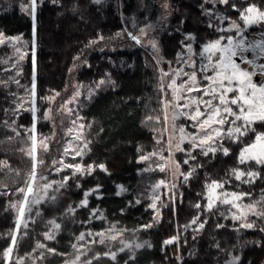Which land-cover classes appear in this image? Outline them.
Masks as SVG:
<instances>
[{
  "label": "trees",
  "instance_id": "obj_1",
  "mask_svg": "<svg viewBox=\"0 0 264 264\" xmlns=\"http://www.w3.org/2000/svg\"><path fill=\"white\" fill-rule=\"evenodd\" d=\"M20 1L12 0L9 4L0 0V30L6 35L18 34L28 42L27 55L21 61L19 76L8 68L9 62L0 63V82H8L7 87L0 85V161H7L9 165L3 167L0 164V234L4 237L0 238V264H6L2 253L10 243L11 237L8 233L14 232L16 227L17 211L10 205L16 198L20 200L17 189L25 185L33 166L32 158L21 149L28 145L27 142L20 140L3 122L8 121L11 124L15 120L19 131L23 129L20 128L21 125L33 124L32 112L22 110L18 113V118L12 115L16 105L13 103L14 97L10 95L14 92L22 96L25 90L30 88L33 53L36 62L35 83L36 98L40 106L39 117L45 109V101L40 97L45 96L51 89H64L72 77L70 67L77 55H80L79 61L81 60L75 70L78 81L91 85L99 79H107L106 74H110V78L115 81L114 85L100 86L90 99L85 94L82 96L78 113L84 117L85 125L91 124V128L86 127V137L91 140L90 151L83 157L77 156L73 159L71 156L72 158L65 161H82L85 165L103 163L108 171L97 169L83 178L77 175L75 180H68L67 185L59 190H55L56 185H53L47 196H55L54 200L44 198L37 204H31V211L27 208L25 212V219L31 217V220L27 229L23 227V222L21 223L17 246L13 252V264L17 257L23 264H62L65 260L75 257L72 245L77 243L76 238L80 233L102 232L110 225H115L117 229H126L123 238L142 245L140 248L133 246L131 250L118 251L119 260L126 259L128 264H222L233 253L240 255V264H264V232L259 231V227H264V220L249 216L250 220L256 221L257 227L236 231L239 221L230 218V205L217 202L211 212L203 211L207 203L205 184L212 180L227 181L223 189L218 191L250 193V196L244 197L243 203H255L264 197V166L238 163L241 148L254 139L255 132H249L241 137L239 142L224 139L223 145L229 149L227 156L221 151H217L215 155L209 153L204 156L199 148L192 150L190 145L186 144V151H178L177 158L184 172L191 171L193 167L196 171L186 184L180 182L183 180L181 177L174 204L167 197H163L162 200L167 206L162 207L159 222L154 220V211L149 207L151 195L148 188L157 174L147 172L145 162L139 160L141 150H147L155 144L156 133L153 128H156V122L147 121L146 117L158 116L161 113L154 61L151 55L134 41L125 48L104 47L111 42L107 39L99 45L86 47L97 35L113 37L117 31L123 30L122 13L129 15L133 10L138 11V0H121V10L120 0H102L101 4H95L93 0H60V4L43 0L36 12L35 36L33 20L22 10ZM145 2L146 10H139V22L156 16L159 10L156 0ZM232 3L238 8L251 3L264 8V0H229L228 5H208L203 3V0H171L169 29L160 37L162 53L166 57L175 55L180 47L183 31L195 34L196 49L211 41L216 37L217 31L214 25L209 27L210 19L203 13V9L215 6L227 17L238 20L240 14L232 9ZM146 11L150 14L145 15ZM48 31L57 32L58 38H67L63 50L48 48ZM128 40L129 38L126 39ZM101 47L103 51L100 50ZM10 51V47H0V60L8 56ZM84 60H87V64L82 63ZM89 64L91 67H88ZM13 77L20 81L22 87L11 82ZM62 117L63 114L55 109L53 122L49 119L36 121L37 131L48 134L56 127L57 139L62 142L66 129ZM253 127L256 132H264V122H257ZM224 128L227 130L228 125ZM9 137L12 139L9 140ZM60 145L59 141L51 140L47 152L42 149V152L35 155L37 161H43L35 169V175L44 171L41 177L43 185L51 181H61L72 171L64 169L46 172L50 169V158L58 151L57 147ZM188 151H191V155L196 159H189ZM185 159H188V164L183 163ZM233 168L254 169L260 173V178L255 179L254 183H243L231 174ZM77 181L80 187H76ZM97 186L99 193L92 192L87 197L88 206L79 207L85 191ZM119 186H123L127 191L117 195ZM98 196L100 198H97ZM137 198L141 202L130 206V202ZM196 203L201 204L200 209L193 207ZM70 207L75 209L74 215L68 212ZM95 208H99L107 219L91 217L89 222V209ZM121 209L125 211L122 213ZM201 212L203 214L200 215V221L207 220V223L196 233L193 229L197 225H192L191 221ZM51 220L59 224L60 228L55 230V239L46 240L44 233L53 230V226L48 223ZM145 224H151L152 227L143 228L142 225ZM217 224H223L224 227L217 228ZM184 225H189L187 230L183 228ZM177 235L180 236L179 244L164 245L165 240ZM86 240H91V237L86 235ZM38 241L63 255L37 249L35 245ZM217 243L219 247L216 246ZM119 246L116 240L115 244H110L108 240L105 244H86V255L81 256V262L92 259V264H119L111 262V259L104 255ZM132 253L135 259L129 260ZM95 256H99V259H95Z\"/></svg>",
  "mask_w": 264,
  "mask_h": 264
},
{
  "label": "snow or ice",
  "instance_id": "obj_2",
  "mask_svg": "<svg viewBox=\"0 0 264 264\" xmlns=\"http://www.w3.org/2000/svg\"><path fill=\"white\" fill-rule=\"evenodd\" d=\"M95 4H101L102 0H93ZM219 3L228 5L229 0H218ZM53 4H60V0H51ZM43 4V0H28L27 4L22 5V10L26 12L31 19L33 20V36H35V21H36V12L38 6ZM165 8L168 7L167 4L164 5ZM233 10L239 12V20L243 22V26L238 24L236 21H232V27L227 29V31H235L238 34V38L234 36L227 37H218L216 40L208 41L203 45L202 51L205 55L208 63L201 65L199 68L196 65L194 57L198 53L193 49L192 42L195 41L196 37L194 35H187L186 41H181L182 47L188 55L180 53L177 55V61L182 65L181 67L172 68V70L165 71L163 68L159 67L162 58L159 56V45L155 37L150 36L149 32L151 26L140 27L136 34L131 31L122 30L121 32L116 33V37L126 36L131 41H134L135 44L140 45L146 43L153 50V55L156 57V65L159 73L158 76V87L160 93H162V98L160 100L161 104V115L158 116H147V121H155L159 123L161 118L164 120L165 125L169 121V110H171V120H172V132L168 135L166 147L164 149L149 152L145 155H141L139 160L140 162L151 161L153 157H157L162 163L156 164L155 168L151 165L145 169L146 171H156L165 172L166 170H171L172 179L165 180L160 179L152 187V203L149 205L154 211V220L159 222L160 210L157 207V201L161 200L162 193L159 191L162 187L167 190V193H171L167 198L173 204L175 203L176 198V189L178 184L176 181L183 177L181 183L186 184L188 180L193 176V173L196 171V168L193 167L189 172L180 171L181 164L173 159L174 151L184 152L186 151L182 144L187 141L192 150L199 148L201 154L207 156L209 153L215 155L217 151H221L225 156L229 155V149L224 147V139H230L234 142H239L240 138L248 135L249 132H255L254 139L244 144L241 148L238 155L239 164H248L254 163L258 166H264V132H256V129L253 125L257 122H264V80H259V77H264V39L259 42H250L245 36V30L247 27L253 25L264 24V8L258 6L255 3L247 4L246 7L238 8L235 3L231 4ZM183 23V22H182ZM211 27V24L209 25ZM180 29H177L179 31ZM220 31H225V29H220ZM115 37H105L103 35H97L96 38L90 40L86 47H92L94 45H99L101 42L107 40H112ZM146 38V39H145ZM0 47H10L15 53V64L13 67H16L25 58L27 53L24 51L28 47V42L23 41V37L20 35L10 36L6 35L3 30H0ZM103 51V47L100 49ZM252 53H256L257 59L261 60L260 63H257L256 60L250 59L249 56ZM12 59L10 56H5L0 63L7 64L9 60ZM74 59L79 60L80 56L75 57ZM239 61V62H237ZM35 53H33V76L32 83L30 88L27 89V97L18 96L16 93H11L14 97L13 103L16 105L15 109L12 111V115L18 118V113L21 108L24 107V103H28V107L25 108V111L33 113V125L31 128L25 129V131L32 133L27 137V140L31 141V145L27 149H22L26 151V154L29 155L33 160V166L31 172L28 174V179L25 181V186L17 189L19 193H23V197L20 201L13 203L10 207L15 208L17 211V220L16 227L14 232H9L8 236L11 237L9 245L4 249L2 253V258L5 260L6 264H13V252L17 246V235L20 233L21 223L23 222V227L27 229L28 222L31 220V217L25 219V207L28 206V211H31V204H37L41 199H55V196L48 197L47 192L49 189L53 188V185H56L55 190L64 188L67 185L68 180H75V177L79 175L83 178L85 175H91L95 170L99 169L101 171L107 172L108 169L106 166L101 164H88L85 165L83 162L77 163H67L65 164L62 159L54 160L52 162L53 167L55 168L58 164L59 167L56 168L57 171H63L64 169H72L71 173L61 181H51L41 186L39 193L34 192L33 185L35 183L36 175L35 169L37 165L36 160V127L35 121L38 119H53L52 118V108L49 107L45 109V112L40 116H36L38 111L35 107V98H36V83H35ZM82 63L87 64V60H84ZM171 66V62H167ZM88 67H91L89 64ZM185 67L192 69V71H185ZM212 71L213 76H208L206 73ZM198 73H205L203 79L210 81V84L201 87L198 81ZM21 70L16 68V75L19 76ZM107 79H101L95 83V87H88V98L90 99L96 89H99L100 86L104 85H114L115 81L110 78V74H106ZM185 77L187 79H185ZM167 78V82H165ZM179 80V83H178ZM11 82L15 83L18 87L20 81L12 78ZM0 85L7 87L8 82H0ZM84 85H77L76 91L73 96L60 104L57 108L58 112H63L68 116H74L71 120V127L67 130V135L71 137V141L67 143L62 153L63 156L72 154L73 159L75 157H83L87 151H90L89 144L91 140L87 139L84 135V131L87 128H91V124L85 125L84 117L79 116L75 112L74 108H69V104L76 103L78 97L81 95V88H84ZM168 91H165V89ZM54 91V90H49ZM193 92L201 93L200 96H192ZM230 93H236L234 96L229 97ZM60 93L56 92L55 96H59ZM55 96H42L41 100L47 101L50 104L54 101ZM208 97V99H204ZM183 101V103H181ZM203 106V111L201 110ZM233 106L236 107V110L233 109ZM185 117L186 119L192 121L190 127L195 128L196 132H188L184 126L177 127L175 125V120L179 117ZM240 122V123H238ZM3 124L11 129L16 136L20 135V131L15 126V120L11 124L8 121H4ZM228 125L227 130L224 126ZM20 128H24L23 125ZM153 131L158 132L156 137V143L160 144L162 142V137L168 131L165 126L162 129L153 128ZM12 137H9L11 140ZM50 137H42L40 144L43 147V150L47 151V141ZM71 150V151H70ZM142 151V150H141ZM163 151H168L169 156L164 157ZM189 159H196V157L191 155V151L187 152ZM188 159L183 160L184 164H188ZM39 163H43L42 160ZM0 164L3 167H9L7 161H0ZM199 167V165H197ZM19 174V173H17ZM231 174L235 177L236 180H242L243 183H254L255 179L260 178V173L254 169L240 170L238 168L231 169ZM227 181L224 180H212L205 184L207 189L205 199L207 200L206 205L204 206L203 211L211 212L215 204L219 202L220 204L230 205V218L233 221H239V227L236 228V231L240 229H253L257 227L255 220H250L249 216H255L257 220H264V197L261 200L256 201L255 203H243L244 197L250 196V193L244 192H228L221 191L217 192V189H223L224 184ZM76 187H80L79 182H76ZM120 191L117 195L122 194L127 191L123 186H119ZM92 192L99 193V186L89 191H85L84 198L81 200L79 207H87L88 199L87 197L92 194ZM166 195V193H165ZM31 197V199H29ZM97 198H100L99 196ZM141 201L137 198L135 201L130 202V206H135ZM167 206L165 203L161 202L160 207ZM193 207L200 209L201 204L196 203ZM235 209V211H231ZM125 209H121L123 213ZM68 212L70 214L75 213V209L69 208ZM90 217H98L100 219H107L103 216L99 208L89 209ZM99 214V215H98ZM203 212L198 213L195 218L191 221L192 225H197L194 232L199 233L205 227L207 220L200 221V215ZM223 215V213H221ZM34 222V221H33ZM53 226V230L44 233V238L46 240L55 239V230L60 228L59 224H56L54 220L48 222ZM143 228L152 227L151 224L142 225ZM189 225H184L183 228L187 230ZM217 228L224 227L223 224H217ZM126 229L120 228L117 229L115 225H110L108 229L102 232H88L80 233L77 236V243H73L72 247L75 250V257L70 261H65V264H80L81 256L86 255L85 245L86 244H105L106 240L115 241L119 236L123 235ZM259 231L264 232V227H259ZM27 234L26 232L24 233ZM86 235L91 237V240H86ZM99 237V240H97ZM0 238H4L3 234H0ZM195 239V236H193ZM180 236H173L170 239L165 240L163 243L165 246L172 244H179ZM79 242H84L80 244ZM124 244L123 241H121ZM151 245H149L150 247ZM219 247V244L216 245ZM35 247L37 249H45L48 253H56V249L48 248L44 243L37 242ZM135 248H140L142 245H135ZM124 248L131 250L133 245L124 244ZM124 248H121L120 251H124ZM90 250V249H87ZM111 260H116L117 253L109 250L104 253ZM41 258H43L41 256ZM95 259H99V256H95ZM135 255L132 253L129 256V260H134ZM240 256H232L230 260H227L225 264H240ZM15 264H23L20 258L15 259ZM83 264H92V259H88L83 262ZM125 264H128V261H125Z\"/></svg>",
  "mask_w": 264,
  "mask_h": 264
},
{
  "label": "rangeland",
  "instance_id": "obj_3",
  "mask_svg": "<svg viewBox=\"0 0 264 264\" xmlns=\"http://www.w3.org/2000/svg\"><path fill=\"white\" fill-rule=\"evenodd\" d=\"M3 1L5 3H9L10 4L12 0H3ZM156 1L159 4V8H158L159 10H158L157 15L154 16V17L146 19L144 22H139L138 15H139V10H141V9L146 10V2H145V0H138V2L140 4V7H139L140 9L138 11H134L133 10L132 13L129 14V15H125L124 13H122L123 30L131 31L134 34H136L137 31H138V28L151 26V30L149 32V35L156 38V40L158 42V45H159V49H160L159 56L162 58L161 63L159 64V67L163 68L165 71H169L170 72L172 70V68H177V67H181L182 66L177 61V55L183 52L184 55L187 56L188 53L186 52V50L183 49L181 43H180V47L177 49V51H176V53H175V55L173 57H166L162 53L160 37H161V34L163 32H166V31H168L167 29H169L171 0H156ZM27 2H28V0H21L20 1L21 8H22V5L27 4ZM203 3H207L208 5H211V4L217 5V3H219V2H218V0H203ZM165 4L168 5L167 8L164 7ZM119 6H120L119 8L121 10V8L123 7L121 0L119 1ZM203 13L204 14L206 13L208 19H210V24L212 26L214 25L215 29L217 31L216 37L211 39V41L216 40L218 37L234 36V37L238 38V34L235 31H227V29H230L232 27V23H231L232 21H236L238 24H241L243 26V22L242 21H240L239 19L236 20V19H232L231 17H227L224 14V12H220L218 9L215 8V6H211V7H208V8L205 7L203 9ZM148 14H150V12L146 11L145 15H148ZM220 29H225V31H220ZM254 29H255V31H254ZM121 31L122 30L117 31V32H121ZM116 33L113 36L115 38L110 40L111 42L106 44L104 47L117 49V48H125L127 46L129 47L131 45V40L130 39L128 40L129 41L128 42V41H126V39H127L126 36H124V37H116ZM262 33H264V28L260 27V25H253L251 27H247L246 30H245V36L247 37V40L250 41V42H259L260 40L264 39V35H262ZM189 34L195 36V34L193 32H190V31L184 32L183 31V34H182V37H181L182 38L181 41L188 42V41H186V36L189 35ZM16 35H18V34H14V35H10V36H16ZM48 35H49L48 36V48L49 49H55L57 51H60V50H63L65 48V46L67 44L66 43L67 42V38L66 37L65 38H58L57 37V32H55V31H48ZM23 41H25V40L23 39ZM192 44H193V49L198 53V55H196L194 57V60L196 62L197 67L199 68L201 65H205V64L208 63V61H207V59H206V57H205V55L203 54V51H202L203 45L205 43H203V45L199 49H196L195 41L192 42ZM140 45L142 46L144 51H147L151 55V57H152V59L154 61L155 69H156V79L158 80L159 73H158L157 65H156V57H154V55H153V50L146 43H142ZM26 49H24L25 52H26ZM8 56L12 57V59L9 60L8 68L13 70V73L16 74V68L20 69L21 61H20V63L18 65H16V67H13V64H15V53L13 52L12 49H11L10 53L8 54ZM77 56H80V55H77ZM252 59L256 60L257 63L261 62V60L257 59L256 53H253ZM80 62H81V60L80 61L79 60H75L73 62V64L71 65L70 69L72 71V77L70 78V81L65 84V86L63 87L64 88L63 90L62 89H60V90L51 89V90H54V91H48L47 94L45 95V96H55L56 92L60 93L59 96H55V99H54V101L51 104L49 102L45 101V109H47L49 107L52 108V113H51L52 118H53V111L55 109H57L60 104H62L64 101L70 99L73 96L74 92L76 91V86L77 85H84L85 87L80 89L81 95H80V97H78L76 103L68 105L69 108H74L75 112L78 113L79 101L81 100L82 96L85 94L88 97V95H87L88 87H93L94 88L95 87V83L98 82L99 80H101V79H99L98 81L92 83L91 85H88L85 82L78 81L76 79V77H75V70L77 69L78 63H80ZM167 62H171V66ZM184 70L185 71H192V69L187 68V67H185ZM204 75H205V73H198V81H199V84H200L201 87H205V86L210 84V81L203 79ZM206 75L213 76L214 73L212 71H208L206 73ZM185 79H187V78L185 77ZM165 82H167V78H166ZM158 83H159V81H158ZM178 83H179V80H178ZM158 89H159V87H158ZM165 91H168V89L166 88ZM235 94L236 93H230L229 97L234 96ZM162 95H163L162 93L159 94V100H161ZM200 95H201V93H199V92H193L192 93V96L198 97ZM22 97H27V89L23 93ZM204 99H208V97H204ZM35 101H36L35 107L39 111L40 106L38 104L37 98H35ZM181 103H183V101ZM28 106H29L28 103L25 102L24 103V107L21 108L20 111L24 110ZM45 109H44V112H45ZM233 109L236 110V107L233 106ZM201 110L203 111V106H201ZM38 111L36 112V116L37 117H39ZM61 113L63 114L62 122H64V124L66 126V129L64 131V138H63L62 142H61V140L57 139V135H56L57 128L54 127L55 123L53 125L54 130L51 133H48V134L42 133V132L37 131V129H36V132H35L36 140H37L35 155L39 154L40 152H42L43 147L40 144V140H41L42 137H50V139L47 141V148L49 147V143H50L51 140H54L56 142L59 141L61 143L60 147L59 146L57 147L58 151L55 152V154L52 155V157L50 158V160L48 162V166H49L48 168H50V169L47 170L46 172H48V171H50V172L57 171L56 168L59 167L58 164L56 165L55 168L53 166H51V165H53L52 162L54 160L62 159L64 161V163H65V161L69 160V158H72L71 157L72 154H69L67 156H63L62 153H63L64 148L67 145V143L71 141V137L67 135V130L71 127V120L74 118V116H68V115H66L63 112H61ZM160 115H161V113H160ZM79 116H80V114H79ZM153 117H155V116H153ZM50 121L53 122V119H51ZM33 123H34V121H33ZM172 123L173 122L171 120V110H169V121L167 122V125H165V122H164V120L162 118H161V121L159 123H155L156 124V129H162L165 126L168 129V131L161 138L162 142L160 144L156 143V137L158 136V132L155 131V133H156L155 144L151 145L147 150L146 149L145 150L142 149V151H141L142 153L140 154V156L141 155H145V154H147L149 152H153V151H158V150L164 149L166 147V143L165 142L167 141L168 135L172 132ZM191 124H192V121L186 119L183 116H181V117H179L178 119L175 120V125L177 127L184 126L186 128V131L195 133L196 129L190 127ZM32 125H25L23 129H20V135H19L20 140H25L27 142V144H28V145L23 146L21 149H27L31 145V141L27 140V137L29 135H32V133H29V132L25 131V129L31 128ZM18 127H17V129L19 130ZM35 127H36V121H35ZM86 130H87V128L84 131V135L85 136H86ZM22 131L24 133H22ZM186 144L190 145L187 141H185L182 144V147L185 148ZM190 147H191V145H190ZM23 152L26 154V151H23ZM43 153H45V152H43ZM177 153H178V151H174L173 159L176 160L177 162H179V160L177 158ZM49 154H51L50 151H49ZM162 154H163L164 157H168L169 156V152L168 151H163ZM59 156H60V158H59ZM140 156H139V158H140ZM71 161H73V160H71ZM162 162L163 161H160L157 157H153L151 161L145 162V169H147L150 165L153 168H155L156 164H159V163H162ZM65 164H67V163H65ZM38 165H39V161H37V165L36 166H38ZM180 171L184 172L183 169H182V165L180 167ZM147 172H155L157 174V176H155L156 179L151 183V185L148 188V190H150L151 197H152V187L151 186L153 184H155L160 179H165V180L172 179L171 170H166L165 172H160L159 170L147 171ZM42 173H44V171L36 173V177L37 178H36L35 184L33 185L34 192H36V193L40 192L41 186L43 185L42 181H41V177H43ZM180 179H181V177H180ZM179 180L176 181L177 184L179 183ZM24 186L25 185L20 186V187H24ZM159 191L162 193V195H161V200L157 201V207L159 208L160 215H161L162 214V211H161L162 207H160V204H161V202L165 203V201H163L162 199H163V197H168L169 195H171V193H167V190L164 189L163 187L161 189H159ZM217 192H221V191H218V189H217ZM165 193H166V195H165ZM176 193H177V189H176ZM19 194H20L19 198L21 200L22 197H23V193H19ZM29 199H31V197H29ZM20 200H18L16 198L14 203H16V202H18ZM151 203H152V200H151ZM27 208H28V206L25 207V212H26ZM233 211H235V209H233ZM108 241L110 242V244H115V241L114 242H112V240H108ZM121 241H123L124 244H130V245H133V246L137 245L138 242H131V241L125 240L123 238V235L119 236L118 239L116 240V242H119L120 246L116 250L115 249L111 250L112 252H116L117 253L116 260L115 261L111 260V262H119V264H125L126 259L119 260V258H118V251H120L121 248H124V244H122ZM125 249H128V248H124V250ZM235 255H239V254L238 253L231 254V256H230V258L228 260H230L231 257L235 256ZM72 259H74V257H72ZM72 259H70V260H72ZM70 260H65V261H70ZM65 261L62 264H65ZM82 263L83 262L80 261V264H82ZM222 264H225V263H222Z\"/></svg>",
  "mask_w": 264,
  "mask_h": 264
},
{
  "label": "flooded vegetation",
  "instance_id": "obj_4",
  "mask_svg": "<svg viewBox=\"0 0 264 264\" xmlns=\"http://www.w3.org/2000/svg\"><path fill=\"white\" fill-rule=\"evenodd\" d=\"M260 27L264 28V24H261ZM254 31H255V29H254ZM262 35H264V33H262ZM252 56H253V53L249 56V58L252 59Z\"/></svg>",
  "mask_w": 264,
  "mask_h": 264
},
{
  "label": "water",
  "instance_id": "obj_5",
  "mask_svg": "<svg viewBox=\"0 0 264 264\" xmlns=\"http://www.w3.org/2000/svg\"><path fill=\"white\" fill-rule=\"evenodd\" d=\"M258 79H259V80H264V77H259Z\"/></svg>",
  "mask_w": 264,
  "mask_h": 264
}]
</instances>
